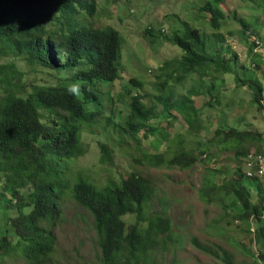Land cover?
Instances as JSON below:
<instances>
[{"label":"trees","instance_id":"obj_1","mask_svg":"<svg viewBox=\"0 0 264 264\" xmlns=\"http://www.w3.org/2000/svg\"><path fill=\"white\" fill-rule=\"evenodd\" d=\"M225 2L208 0L200 9L201 14L211 16L210 34L193 28L185 18L177 22L180 30L169 40L183 53L161 64L160 71L164 72L161 87L166 88V94L150 93L149 96L153 95L151 106L145 104V96L138 92L130 98L131 115L126 126L120 128L130 133L138 145L152 146L151 138L138 136L141 131L148 137L151 130L161 129L166 136H172L167 128L151 122L155 117L161 120L163 114V120L169 122L168 128L173 127L171 119L176 122L182 117L186 127L180 128L179 134H187L188 127L193 130L202 114L193 97L205 89L215 99V85L223 81L222 75L239 73V55L231 51L222 33L226 22L222 9ZM97 12L95 0H0V55L25 60L35 67L36 73H48L57 79V83L43 78L30 80L28 75H22L16 61L0 63V165L5 161L0 167V181L5 179L15 202L11 215L8 208L3 211L6 217L4 228L0 229V256L19 249L30 264H44L54 249L51 231L62 213L60 200L67 196L93 216L101 264H157L153 253L162 243L159 238L172 229L170 218L146 216L144 204L158 190L150 177L131 172L119 183L100 187L83 174L71 181L69 168L65 179L60 176L63 174L59 171L61 162L68 164L85 154L81 140L84 128L96 125L105 114L101 105V82L112 84L120 79L123 34L114 27L95 28L91 19ZM240 23L243 33L251 25L259 24L249 19ZM147 28L144 30L147 36L163 34L161 31L156 34L153 27ZM247 37L252 45L251 54L255 49L264 51L258 34L250 32ZM242 68L248 70L244 65ZM68 70L74 74L60 76ZM188 80L192 81V87L186 94L178 93L175 97L176 89L181 90ZM73 83L81 85L78 97L67 91ZM131 84L145 86L136 77ZM234 85L249 87L257 110H264L263 82L239 76ZM127 91L129 94L130 90ZM159 105H163L164 113L156 116ZM212 105L213 102L211 108ZM245 119L243 116L238 122L240 127L218 128L214 140L219 139L220 148L236 151L238 178L228 181L226 187L238 199L236 205L243 207L236 216L238 223H246L250 233L256 227L258 259L264 263L263 184L258 178L248 177L243 168L249 153L246 143L260 140L262 134L254 123L244 127ZM112 123V118H108V126ZM100 148L101 161L111 162L108 147L101 144ZM163 152L157 148L144 160L151 167L184 170L201 161L196 152L183 150L170 159ZM213 184L201 189L204 197L209 198L211 191L217 190V184ZM128 216H135V223L128 224ZM193 242L199 250L221 257L222 249L214 250L196 238ZM223 254L225 264H232L229 253Z\"/></svg>","mask_w":264,"mask_h":264},{"label":"rangeland","instance_id":"obj_2","mask_svg":"<svg viewBox=\"0 0 264 264\" xmlns=\"http://www.w3.org/2000/svg\"><path fill=\"white\" fill-rule=\"evenodd\" d=\"M95 1L98 3V12L91 19L93 26L97 29L114 27L122 32L124 37L120 79L112 84L101 82L103 89L101 105L105 114L99 118L96 125L84 128L81 140L85 154L68 164L61 162L59 171L63 174L60 176L65 179L69 168L68 175L71 181L83 174L98 183L100 187L110 182L119 183L131 172L150 177L158 190L153 198L144 204L146 216L151 219L156 215H162L170 218L172 222V229L159 238L162 243L153 253L157 258V264H225L223 253L226 252L232 258V264H264L258 259L259 248L254 233L256 227H253L250 233L246 223H238L236 216L242 212L243 207L241 204L236 205L238 199L226 187L228 181L234 182L238 178L239 160L236 151L220 148L217 143L219 139L214 140L218 128L229 130L240 127L238 122L246 116L244 127L247 128L249 123H254L255 129L262 134L260 140L246 143L249 153L264 151V110L258 111V105L253 102V91L249 87L234 85L239 76L245 79L256 78L264 83V51L255 49L254 54H251L252 45L250 38L247 37L250 32L258 34L264 47V10H262L264 0H226L222 5L226 13L222 33L226 37V44L231 46V51L239 55V73L222 75L223 81H217L215 85V99H212L205 89L193 97L195 105L202 114L199 116L200 122L193 130L188 127L187 134L178 133L180 128L186 127L181 116L176 122L175 119H171L173 127L168 128L169 122L163 120L165 119L163 105H159L155 115L162 113L161 120L155 117L151 122L167 128L172 136H166L161 129L151 130L152 137L145 136L141 131L138 136L151 138V147L138 145L130 133L120 128L126 126L131 115L130 98L138 92L145 96L143 98L145 104L151 106L153 95L149 96L150 93L166 94V88L161 87V82H164V72L160 71L161 64L180 57L183 53L170 42L169 38L180 30V24L177 22H181V18H185L200 32L212 33L211 16L200 13V9L208 0ZM244 19L259 24L251 25L248 31L243 33L244 28L240 21ZM147 27H153L156 34L159 31L163 34L161 37L147 36L144 33ZM13 60L18 64L22 75H28L30 80L39 81L43 78L42 80L57 83L53 75L36 73L35 67L25 60L0 55V63ZM243 65L248 70L243 69ZM73 74L72 70H68L61 72L60 76L69 77ZM134 77L145 82V86L142 88L133 86L131 80ZM186 82L181 90L176 89V94L173 93L175 97H178V93L186 94L192 87L191 80ZM127 90H130L129 94L126 93ZM123 92L125 93L122 94ZM211 102L213 108L210 107ZM91 109L93 110V107ZM108 118L113 120L109 126ZM101 144L106 145L111 152L112 161L109 163L101 161ZM157 148L159 151H164L166 159L187 150L196 152L201 161L193 168L185 170L165 166L151 167L144 157ZM2 165H5V161ZM213 183L217 184V190L211 191L209 198L204 197L201 189L213 186ZM261 183L264 192V181ZM26 192L28 193L29 189H26ZM14 203L11 192H8L5 186V179L2 178L0 229L4 228L6 217L3 211L8 208L11 215L15 211L12 208ZM60 206L62 213L51 231L55 242L54 249L44 264H101L93 216L70 196L62 197ZM126 221L128 224L135 223L136 218L128 216ZM195 238L213 247L214 250L222 249L221 257H214L196 248L193 242ZM0 264L30 263L23 253L16 249L6 256H0Z\"/></svg>","mask_w":264,"mask_h":264},{"label":"built area","instance_id":"obj_3","mask_svg":"<svg viewBox=\"0 0 264 264\" xmlns=\"http://www.w3.org/2000/svg\"><path fill=\"white\" fill-rule=\"evenodd\" d=\"M243 168L248 177L264 181V151L250 152L245 157Z\"/></svg>","mask_w":264,"mask_h":264},{"label":"clouds","instance_id":"obj_4","mask_svg":"<svg viewBox=\"0 0 264 264\" xmlns=\"http://www.w3.org/2000/svg\"><path fill=\"white\" fill-rule=\"evenodd\" d=\"M67 91L73 96H79L81 94V85L79 83H73L69 85ZM249 154V153H248ZM6 185V184H5ZM7 188V187H6ZM8 192H11L7 189Z\"/></svg>","mask_w":264,"mask_h":264}]
</instances>
